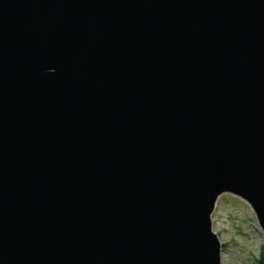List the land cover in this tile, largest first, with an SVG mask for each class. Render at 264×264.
<instances>
[{"label":"water","instance_id":"obj_1","mask_svg":"<svg viewBox=\"0 0 264 264\" xmlns=\"http://www.w3.org/2000/svg\"><path fill=\"white\" fill-rule=\"evenodd\" d=\"M264 230V0H0V264H221Z\"/></svg>","mask_w":264,"mask_h":264},{"label":"rangeland","instance_id":"obj_2","mask_svg":"<svg viewBox=\"0 0 264 264\" xmlns=\"http://www.w3.org/2000/svg\"><path fill=\"white\" fill-rule=\"evenodd\" d=\"M221 243V264H262L264 230L252 206L226 192L220 195L211 216Z\"/></svg>","mask_w":264,"mask_h":264},{"label":"trees","instance_id":"obj_3","mask_svg":"<svg viewBox=\"0 0 264 264\" xmlns=\"http://www.w3.org/2000/svg\"><path fill=\"white\" fill-rule=\"evenodd\" d=\"M262 264H264V262H261Z\"/></svg>","mask_w":264,"mask_h":264}]
</instances>
